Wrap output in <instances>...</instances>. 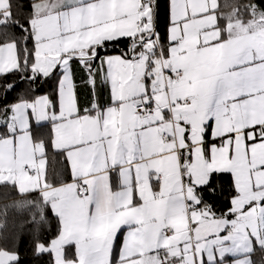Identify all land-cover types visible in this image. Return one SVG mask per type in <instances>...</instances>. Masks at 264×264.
Returning a JSON list of instances; mask_svg holds the SVG:
<instances>
[{
  "label": "snow or ice",
  "instance_id": "obj_1",
  "mask_svg": "<svg viewBox=\"0 0 264 264\" xmlns=\"http://www.w3.org/2000/svg\"><path fill=\"white\" fill-rule=\"evenodd\" d=\"M26 238L264 264V0H0V264Z\"/></svg>",
  "mask_w": 264,
  "mask_h": 264
},
{
  "label": "trees",
  "instance_id": "obj_2",
  "mask_svg": "<svg viewBox=\"0 0 264 264\" xmlns=\"http://www.w3.org/2000/svg\"><path fill=\"white\" fill-rule=\"evenodd\" d=\"M55 232V223L53 221L51 225L50 232L46 233V236H50L51 234H54ZM22 253L25 255L24 264H34L33 258L31 256L30 252V243L28 242L27 238L25 239V243L21 249ZM46 259V257H45Z\"/></svg>",
  "mask_w": 264,
  "mask_h": 264
}]
</instances>
